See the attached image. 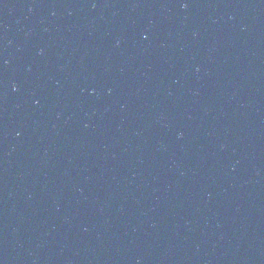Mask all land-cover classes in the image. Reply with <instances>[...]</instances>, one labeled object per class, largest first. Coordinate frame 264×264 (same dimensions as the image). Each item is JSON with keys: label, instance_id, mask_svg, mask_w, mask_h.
Instances as JSON below:
<instances>
[{"label": "water", "instance_id": "water-1", "mask_svg": "<svg viewBox=\"0 0 264 264\" xmlns=\"http://www.w3.org/2000/svg\"><path fill=\"white\" fill-rule=\"evenodd\" d=\"M0 264H264V0H0Z\"/></svg>", "mask_w": 264, "mask_h": 264}]
</instances>
